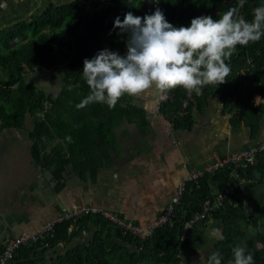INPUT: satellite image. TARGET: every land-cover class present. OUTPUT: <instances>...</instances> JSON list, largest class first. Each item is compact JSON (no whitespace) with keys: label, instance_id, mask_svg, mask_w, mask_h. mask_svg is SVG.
<instances>
[{"label":"trees","instance_id":"1","mask_svg":"<svg viewBox=\"0 0 264 264\" xmlns=\"http://www.w3.org/2000/svg\"><path fill=\"white\" fill-rule=\"evenodd\" d=\"M258 3L245 0L239 13L251 19ZM234 5L236 0H160L158 4L173 25H187L201 14L215 19ZM156 6L149 0H74L52 4L0 33V134L29 129L33 160L37 167L52 171L56 191L77 171L82 179L96 180L112 159L109 149L114 141L109 146V136L122 125H151L147 111L128 95L111 108L95 102L82 108L76 105L89 92L81 74L83 58L104 47L121 54L126 50L127 33L113 28L114 18L123 19L127 11L142 16ZM229 63L225 82L206 85L199 95L179 86L164 90L161 112L175 130H193L198 123L196 112L204 111L217 97L224 104L223 112L233 116V125L246 123L255 132L260 129L264 122V37L237 45ZM53 70L61 74L63 83L57 95L27 81L29 73ZM66 135L71 142L65 140ZM257 160L240 172L242 177L264 181V153ZM236 180L233 169L226 167L203 177L200 185L189 183L173 219L144 238L101 214L88 213L56 223L53 236L48 233L37 243L22 245L8 264H186L182 251L195 225L183 237L186 222L204 212L205 202ZM236 194L201 219L224 222L223 239L214 244L213 251L220 252L222 264H227L233 245L244 241L254 264H264V199L246 206ZM85 230H93V235L78 242Z\"/></svg>","mask_w":264,"mask_h":264},{"label":"crops","instance_id":"2","mask_svg":"<svg viewBox=\"0 0 264 264\" xmlns=\"http://www.w3.org/2000/svg\"><path fill=\"white\" fill-rule=\"evenodd\" d=\"M72 1L0 0V33L52 4ZM128 98L147 111L151 125H122L109 136V146L114 141L109 149L112 159L98 178L85 180L77 171L61 191H56L52 171L37 167L31 142L20 136V130L0 134V254L8 237L41 229L76 205L109 208L140 224H151L164 213L191 170L264 142V122L256 132L246 123L233 125V116L223 112L218 97L196 112L198 123L191 131L175 130L161 112L164 90L152 87ZM21 150L24 155L18 153ZM236 193L250 206L264 199V181L242 180ZM212 228L223 233L224 222L214 218L195 222L182 251L186 264H204L219 240L210 234ZM92 235L93 230H85L77 241Z\"/></svg>","mask_w":264,"mask_h":264},{"label":"clouds","instance_id":"3","mask_svg":"<svg viewBox=\"0 0 264 264\" xmlns=\"http://www.w3.org/2000/svg\"><path fill=\"white\" fill-rule=\"evenodd\" d=\"M157 5L142 16L127 11L123 19L117 15L113 28L127 33L126 50L107 47L98 49L91 57L83 58L82 79L89 92L76 105L89 103L114 107L124 95L135 96L155 87L160 90L177 86L189 94L199 95L206 85L225 82L231 71L229 57L236 46H246L264 37V0L252 9L251 19L239 13L245 0L213 18L208 14L194 16L190 22L173 25ZM65 140L72 141L70 135ZM210 234L223 239L219 228ZM222 254L212 251L204 264H222ZM227 264H254L253 253L244 241L231 248Z\"/></svg>","mask_w":264,"mask_h":264},{"label":"built area","instance_id":"4","mask_svg":"<svg viewBox=\"0 0 264 264\" xmlns=\"http://www.w3.org/2000/svg\"><path fill=\"white\" fill-rule=\"evenodd\" d=\"M261 153H264V142L253 146L248 150L233 153L226 158H217L214 162L208 163L202 168L191 170L187 178L180 182L176 194L167 205L164 213L149 225L135 223L133 220H130L122 216L120 213L109 208L91 204L76 205L69 212L58 216L47 225L43 226L41 229L34 231L25 230L18 235L8 237L5 243L4 250L0 254V264H8L9 261L13 258L15 252L22 245L37 243L42 240L48 233H51L53 236L56 223L64 221L68 218L81 217L84 214L88 213L101 214L112 223L120 226L121 228H124L125 230H130L133 233L138 234L139 236L144 238L146 235L152 233L156 227L165 224L173 219L176 205L181 203L183 196L187 191L189 183L194 182L197 185H200V180L206 175L217 173L219 170L226 167L232 168L233 174L237 178L236 182L226 187L224 190H219L214 198H210L205 202L204 212L196 214L186 222L184 233L182 236H188L190 229L193 227L196 220L203 219L208 212L220 208L229 196L237 192L239 180L241 181L247 179L245 177H242L240 172L256 165L258 156ZM48 244L49 243H47L46 245Z\"/></svg>","mask_w":264,"mask_h":264},{"label":"rangeland","instance_id":"5","mask_svg":"<svg viewBox=\"0 0 264 264\" xmlns=\"http://www.w3.org/2000/svg\"><path fill=\"white\" fill-rule=\"evenodd\" d=\"M27 81L29 84H32L36 86L37 88L49 94H52V95H57L62 90V85H63L61 81V74L57 70H53L49 73L45 71H37L36 73H29L27 75ZM135 102L138 104L137 100H135ZM28 126L30 128L33 126L32 119H30ZM28 130L29 129L26 128L25 130L20 131V134H21L20 136L25 137L27 141H30L29 138H27V132H29ZM20 147L21 149L26 148L23 145H21ZM18 153L21 155H24L22 150L20 152L18 151ZM26 153H28L27 150H26Z\"/></svg>","mask_w":264,"mask_h":264}]
</instances>
